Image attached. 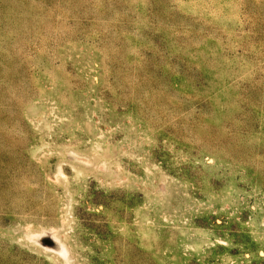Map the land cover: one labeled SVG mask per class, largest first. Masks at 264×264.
<instances>
[{"label": "rangeland", "instance_id": "1", "mask_svg": "<svg viewBox=\"0 0 264 264\" xmlns=\"http://www.w3.org/2000/svg\"><path fill=\"white\" fill-rule=\"evenodd\" d=\"M0 264H264V0H0Z\"/></svg>", "mask_w": 264, "mask_h": 264}]
</instances>
